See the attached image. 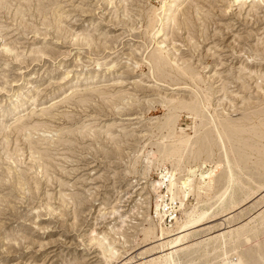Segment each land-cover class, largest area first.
<instances>
[{"label":"rangeland","instance_id":"obj_1","mask_svg":"<svg viewBox=\"0 0 264 264\" xmlns=\"http://www.w3.org/2000/svg\"><path fill=\"white\" fill-rule=\"evenodd\" d=\"M159 5L160 0H0V264H105L108 258L96 245L102 236L119 254L112 264H137L171 251L198 263L222 259V251L232 257L234 250L259 259L254 253L257 246L264 250V235L255 242L252 234L240 240L235 234L258 220L264 186L237 206H228L227 198L222 213L214 207V215L193 226L144 240L146 228L158 232L154 199L165 192L164 185L157 192L153 184L171 171L168 161L151 159L163 142L159 137L167 135L166 117L177 116L172 129L178 134L192 135L197 122L188 109L171 107L195 103L198 86L209 89L211 112L221 118L264 112V0H180L173 21L152 36L148 22ZM157 47L169 60L158 71L148 63ZM89 75L71 88L76 77ZM10 89L18 90L13 100ZM260 137L255 140L264 164L263 132ZM248 164L242 179L253 186L244 177L254 171ZM182 172L176 177H184ZM260 173L254 181L264 184V166ZM238 190L235 199L248 187ZM212 191L189 195L182 208L202 197L199 206L211 204ZM163 199L168 214L162 226L169 227L181 212ZM223 232H232V240L216 247Z\"/></svg>","mask_w":264,"mask_h":264},{"label":"bare ground","instance_id":"obj_2","mask_svg":"<svg viewBox=\"0 0 264 264\" xmlns=\"http://www.w3.org/2000/svg\"><path fill=\"white\" fill-rule=\"evenodd\" d=\"M179 1L180 0H160L159 7L154 8V10H153V12L155 13L154 14V21L151 22V20H150L148 22L149 23L148 27L150 29V33H152L151 34L152 36H155L160 32V27L164 23L166 24L168 22L173 21L175 14H176V11H177V6H178ZM152 40H153V38H152ZM158 43L160 45L162 42H158ZM148 63H149L150 69L155 68L154 70L158 71V69H160V68L162 69V67L168 65L169 60H168L167 56L165 54H163V51L157 47L156 50L153 51L152 54L149 56ZM181 69H182V67H181ZM179 71H180V73L181 72L185 73L184 69L179 70ZM187 72L189 74V71H187ZM156 75H157V73H156ZM92 78H93V76H91V75L85 76L82 78H80V76H78V77H76V80H74V82H72L73 84L71 85V88H74V91H75V88H77L79 86V82L81 80H88V79H92ZM189 80H191V79H189ZM194 82H196V79ZM193 85L196 86L194 83H193ZM200 89L201 88H199L198 86H197L196 90L194 88V91H197V90L199 91V93H198L199 95L197 94L198 98L196 99V97H195V100H197V101L195 103H193L192 105L189 102L190 106L185 105L186 103L185 104L180 103L178 105L176 104L177 106L171 107L172 105L170 104L171 105L170 107L175 112H176V110L178 111L179 109L181 110L182 108H184V110H185V108H186V110L188 109L189 114L193 116L192 118L197 120V122L194 126L193 132H192V130L190 131V132H192V135L188 134V133L178 134V133L173 131L172 122L174 124V121L177 117V116H175V114L173 112H172V114H170L168 112L170 115L166 117V120L164 119L165 123L163 124L162 128L166 130L165 134H167V135L162 134V136L159 137L160 138L159 141H161V139H162L163 142H162V144H160L159 147L157 146L158 148H157L156 152H153V154H152L153 157L151 159L154 158L157 160V158L160 157V159L168 161L171 164V171L164 172V174L160 175L161 179L158 181L156 180L153 184V188L157 192L161 188V186L164 185L163 187H165V192L162 194L158 192L157 195L155 196V199H154V212L156 215V220L158 222L157 227H159L157 230L158 232L156 233L155 228L154 229H151V228L147 229L146 228L145 231H143L144 232V235H143L144 240L149 239V238L152 239L153 237H158V235L164 236L170 232L182 230L184 228L193 226V225L207 219L210 215H214V212H212V209L214 207H215V209H216V207L219 208L220 213H222V212H224V210H227L226 207H225L226 209H223L224 208L223 204H225V201L227 200V198L229 200L228 206H237L238 204H241V202L243 200H245V198L249 197V195L255 194L264 186V184H262L261 181H259V180H258L259 182L254 181L256 176H258L257 177L258 179H259V176L261 177L262 174L260 173V171H261L262 166H264V164L262 163V160H260L259 159L260 157H258V156H261L262 152L258 149L260 147H258L259 143H257V141H256L258 138H259L258 140H261L260 135L262 134V132L264 134V119H260L262 115L259 113L261 109L260 110L258 109V112H253L251 115L249 112L250 116L248 118H246V116H245V119L242 117L243 120H242V118H239L240 116L238 117L237 115H236L237 116L236 118H232L231 116H230L231 118H221V117H219V115L214 113L216 111L211 112L212 108H211V104L209 101L210 99H208V97H207L208 95H206V92L209 89L206 90V92H205V90H202V89L200 90ZM203 89H205V88H203ZM74 91H72V92H74ZM7 92H8L7 97L10 100H13L17 97V94H18L17 89L16 90L10 89ZM26 100H27V98L25 99V101ZM28 101H30V100H28ZM177 101H179V100H177ZM177 103H179V102H177ZM172 104H173V101H172ZM167 107H168V105H167ZM22 108L23 109H21V110H24V106ZM171 108H170V110H171ZM258 108H259V106H258ZM255 109H257V107ZM251 111H252V109H251ZM261 111L263 112V110H261ZM244 115H242V116H244ZM21 119L22 118H20L16 121L20 122ZM22 126H23V123H21V126L17 127V131H20L21 129H23L24 127H22ZM244 136L246 137L247 140L249 139L251 141H243V139H245ZM168 138H171L172 141L170 139L171 143L169 142L170 144L166 145L165 140ZM262 141H264V140L262 139ZM157 142H158V140H157ZM157 145H159V144H157ZM214 147L216 148L215 150H217L219 153V157L217 159H214V155H215V154L213 155ZM191 156H192V159L189 162V159ZM251 156H254V160H252V161L250 160ZM195 161H197V162L199 161V163H197ZM192 162L193 163L195 162V163L193 164ZM248 163H251L252 168H253L252 170H254V171L252 173H250V175L246 174V176H244V177L249 178V180L252 179V181L251 180L250 181L253 183V186L245 183V182H247V181H245L246 179L245 180H244V178L242 179L243 174H245L247 172L246 171L244 173V171L249 169ZM150 164L151 163H149V166H150ZM206 164H210V165L212 164V166L206 172L198 174L197 173L198 171L196 172V170L201 168V167L206 166ZM180 169L183 172H185V175L182 178H179V176L177 178L176 173ZM183 172H182V174H183ZM219 172L222 174L221 183H219L217 181V180H219V178L217 179ZM179 175H181V174H179ZM253 176H254V178H253ZM221 178H220V180H221ZM216 183H217V185L218 184L219 185L218 186L215 185ZM263 183H264V181H263ZM244 186L248 187V190L246 191V193H244V191H243V194L241 195V193H240V196L235 199L234 196H236L237 194L232 195V193L234 192V189L235 188L239 189L238 190V193H239L240 189L244 188ZM212 189L213 190L216 189V191L213 192ZM200 190H204V191L206 190L209 193L212 191V194L210 195V197H207V200H209V201L212 200V203L204 205V206H199V203L203 202V200H202L203 197H202L200 200L194 199V200H196V202L194 201L195 204H192V206H190L188 209H186V210L183 209L182 207H183L184 201L187 199V197L191 194H194V195L196 194V196H197L198 191H200ZM206 194H208V193H206ZM164 197H168L170 203L175 202L177 204V207L180 209V212H181L180 217L177 220L175 219L176 222L169 227H163L164 225L162 226V223L164 222V218L168 214V211L166 210V207L168 206V204L164 203V201H165L163 199ZM198 197H199V195H198ZM204 197H205V195H204ZM205 202H207V201H205ZM172 213H174V211L170 212V214H172ZM240 215H242V214H240ZM258 217H259L258 220L257 219L253 220V222H252L253 226L252 227H246L244 225L246 227L245 229L239 228L238 230H236L235 237L239 239L243 236L245 237V235L248 233L247 235L252 234L251 238L253 239V241L258 242L259 241L258 239L261 236V234L264 235V229L261 227V226L264 227V225H263L264 224V209L260 212ZM237 218L239 219V217H237ZM234 219H235V216H234L233 220ZM248 223H250V222H248ZM249 226H251V225H249ZM231 236H232V232H229V233L223 232V233L219 234V236H218V241H219L218 243L219 244H218V246H216V245L215 246L221 248L220 246H223L225 244V242L232 240ZM208 240H207V242H209ZM242 240H243V238H242ZM93 241H94V239H93ZM108 241L106 240V237L102 236V237L96 239V245L99 246V250H100L101 254H103L105 258H108V259H105L104 263L105 264H112V262L118 260V259H112V258L117 257V255H119V254L117 252V249L114 246V243H112L110 241L108 242ZM176 241H177V238H174L171 240L170 244L175 243ZM236 242H238V241H236ZM253 244H254V242H253ZM258 245H259V243H258ZM194 246H193V248H194ZM201 246H203V243L201 244ZM215 246L211 250L216 251ZM230 246L232 247V245H230ZM252 246H254V245H252ZM261 246H262V244H261ZM210 247H208V248H210ZM196 248L197 247H195V249ZM204 248H206V246ZM208 248H206V249H208ZM233 248H234V246H233ZM245 248L247 249L248 247H245ZM257 248L260 251L257 250ZM253 249L255 250V248H253ZM188 250H189V248H188ZM247 250L245 251V253L247 252ZM256 250L257 251L254 254H257L259 259H257V258L256 259L255 258L254 259H245L246 255H244V253H240L239 252L240 250L239 251L234 250L233 252L235 254L232 257H231V255L228 256L225 251H222V253H220L221 254L220 256L222 259H219V258L218 259H215V258L214 259H207V257L205 256L206 258L205 257L204 258L206 260L205 261L203 260L202 263H200V262L199 263L200 264H211L214 262L215 264H264V250L262 251V249L259 246L256 247ZM180 252H182V251H180ZM196 252H198V250ZM188 253L190 254L191 252H188ZM189 254H188V256H189ZM201 254L199 255V257L201 256ZM204 254H206V253H204ZM191 255H193V253ZM251 256H253V255H251ZM208 257H210V256H208ZM174 258H175V255L171 251L165 255L158 257V259H146V260L139 259L140 262H138L137 264H197L198 263L196 261V259H188L186 261H182V260H180L181 258L180 259H178L177 257H176L177 259L176 258L174 259ZM199 261H201V260H199Z\"/></svg>","mask_w":264,"mask_h":264}]
</instances>
